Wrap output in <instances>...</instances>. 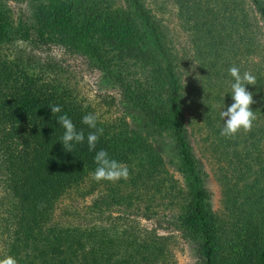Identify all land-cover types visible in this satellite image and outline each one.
I'll use <instances>...</instances> for the list:
<instances>
[{
	"label": "trees",
	"instance_id": "16d2710c",
	"mask_svg": "<svg viewBox=\"0 0 264 264\" xmlns=\"http://www.w3.org/2000/svg\"><path fill=\"white\" fill-rule=\"evenodd\" d=\"M10 1L21 6L18 17ZM172 1L190 45L185 53L146 0H0V259L176 264L173 236L159 228L189 242L196 264H264V0ZM20 42L79 56L117 89L123 117L97 118L103 134L95 150L86 139L71 153L63 148L57 118L66 114L87 137L95 130L82 117L95 113L60 78L44 76L62 66L25 58ZM232 66L256 77L247 86L256 119L251 130L224 136L220 110L224 97L232 103ZM53 105L62 111L53 115ZM191 106L211 143L221 215L189 143ZM163 134L173 140L180 179L154 144ZM98 150L122 163L127 177L95 180ZM85 186L92 220L57 221L58 204Z\"/></svg>",
	"mask_w": 264,
	"mask_h": 264
},
{
	"label": "rangeland",
	"instance_id": "374dc122",
	"mask_svg": "<svg viewBox=\"0 0 264 264\" xmlns=\"http://www.w3.org/2000/svg\"><path fill=\"white\" fill-rule=\"evenodd\" d=\"M148 5L154 12L165 22L170 33L174 37L178 47L185 49L190 48L188 38L182 32L177 17V8L172 0H146ZM120 2V0H118ZM11 8L15 12L14 16L20 14L21 6L16 1H10ZM262 40L263 37H262ZM22 49L25 51L24 57H33L38 60L55 62L62 66L61 71H43L45 77L60 78L63 83L73 90L79 99L87 106L92 108L97 118L104 123H113L118 118L123 117L122 105L120 104V96L117 89L111 88L99 74V72L91 69L83 58L67 53L57 46H49L45 48H34L20 42ZM257 61L259 59L257 58ZM41 63V62H40ZM194 74L193 67L188 71ZM196 108L189 107L185 112L186 127L188 132L189 143L192 151L196 156L203 170L208 174L206 187L211 193V204L214 212L218 215L223 214V195L222 188L218 179L217 165L212 157L210 144L208 141L207 130L204 128L201 117ZM156 148L160 151L167 170L177 179L180 174L177 171L178 158L174 150L173 140L169 135L163 134L153 138ZM87 187H83L66 196L59 204L56 212L57 221L64 223H81L85 224L87 220L91 221L92 217H86V206L92 200V196L86 195ZM134 216V215H133ZM135 218V216L133 217ZM132 219V217H131ZM141 226L146 228H156L154 221L138 218L136 219ZM160 234H172V249L176 264H196V256L193 246L184 240L177 232L167 231V229H159Z\"/></svg>",
	"mask_w": 264,
	"mask_h": 264
},
{
	"label": "clouds",
	"instance_id": "9594fccd",
	"mask_svg": "<svg viewBox=\"0 0 264 264\" xmlns=\"http://www.w3.org/2000/svg\"><path fill=\"white\" fill-rule=\"evenodd\" d=\"M228 73L233 78L230 92L227 93L230 95L232 103L225 105L224 97L223 106L220 110V117L223 121L221 135L224 136L235 135L241 129L244 131L251 130L253 121L256 119V115L251 108V105L254 103L253 93L247 87L249 85H256V77L247 71L241 74L237 66L230 67ZM50 109L54 115L62 111V106L53 105ZM57 122L64 129L60 142L63 148L67 149L70 153L75 145L84 143L85 139L87 140L89 151L95 150L96 143L103 134V129L97 127L96 115L92 113L84 115L81 121L89 129L95 130L89 131L87 137H85L83 130H77L71 118L66 114L60 115L57 118ZM94 162L97 166L92 175L97 181H115L128 175V169L122 163L110 158L108 152L105 150L96 151ZM0 264H17V262L9 255L0 259Z\"/></svg>",
	"mask_w": 264,
	"mask_h": 264
}]
</instances>
